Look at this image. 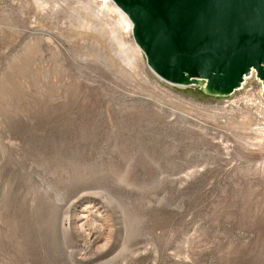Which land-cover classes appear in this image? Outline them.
<instances>
[{"label": "rangeland", "instance_id": "rangeland-1", "mask_svg": "<svg viewBox=\"0 0 264 264\" xmlns=\"http://www.w3.org/2000/svg\"><path fill=\"white\" fill-rule=\"evenodd\" d=\"M93 2L0 0V264H264L262 81L167 82Z\"/></svg>", "mask_w": 264, "mask_h": 264}, {"label": "water", "instance_id": "water-1", "mask_svg": "<svg viewBox=\"0 0 264 264\" xmlns=\"http://www.w3.org/2000/svg\"><path fill=\"white\" fill-rule=\"evenodd\" d=\"M150 69L228 96L256 73L264 90V0H112Z\"/></svg>", "mask_w": 264, "mask_h": 264}, {"label": "bare ground", "instance_id": "bare-ground-1", "mask_svg": "<svg viewBox=\"0 0 264 264\" xmlns=\"http://www.w3.org/2000/svg\"><path fill=\"white\" fill-rule=\"evenodd\" d=\"M95 3L96 1H101L103 3L104 6H110L111 4L114 3L112 0H93ZM113 8H115L119 13H120V20L122 23L125 24V27L127 29L128 32H132V22L130 21L129 17L114 3L113 4ZM136 44V43H135ZM137 45V44H136ZM140 47L137 45V47L132 48L129 53V62L132 61L133 56L139 52ZM141 50V49H140ZM142 51V50H141ZM254 75V72L252 74H250L249 76L246 77L244 84L242 85V87H244V85L246 84L247 80ZM94 205V204H93ZM100 207V206H99ZM80 210L78 211V214L76 215L75 219H76V223L78 224V229L82 230L83 226L85 225L86 221L90 220L89 216L90 213H93L94 211L92 210V206L90 205H85L82 208H79ZM97 212L100 213L98 207L96 209ZM95 211V212H96ZM105 213V212H104ZM92 215V214H91ZM96 215V214H95ZM101 216V215H99ZM79 230V231H80ZM102 231L99 230L98 234H94V232L92 234L88 235L89 238V245H86V248L88 251L95 249L97 247H99V243H101V241L103 240V234H101ZM90 233V232H89ZM103 233V232H102ZM87 237V236H86ZM97 254V253H96ZM84 257V256H83Z\"/></svg>", "mask_w": 264, "mask_h": 264}]
</instances>
